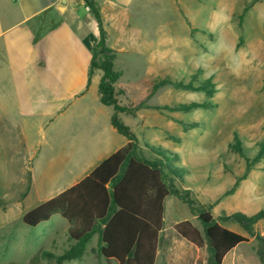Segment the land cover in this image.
<instances>
[{
  "label": "rangeland",
  "instance_id": "rangeland-1",
  "mask_svg": "<svg viewBox=\"0 0 264 264\" xmlns=\"http://www.w3.org/2000/svg\"><path fill=\"white\" fill-rule=\"evenodd\" d=\"M128 12L152 40L144 53L115 50L114 70L121 73L114 84L115 97L127 109L118 115L136 135L138 157L159 162L165 172L169 164L185 167V178L173 186L194 202L197 211L207 210L216 219L235 212L256 214L264 208V158L249 167L230 144L238 136L252 158L256 143L264 138V0H135ZM95 55L102 63L98 49ZM102 75L95 68L92 79L101 80ZM166 77L184 81L196 77L195 84L211 78L217 91L211 97L165 85L148 98L153 84ZM203 101L214 107L173 113L154 108ZM142 102L147 108L136 110ZM152 148L178 153L180 160L166 162ZM51 156H45L37 171L33 193L65 182V172L53 168ZM14 157L0 140V264H57L56 257L75 245L67 221L57 214L35 227L22 222L29 208L26 199L35 156L29 155L23 165L21 158L14 163ZM9 161L22 168H7ZM165 206L163 227L189 217L203 232L198 215L191 214L180 197L171 195ZM220 223L248 235L233 221ZM254 232L264 236V219ZM166 236L164 231L157 264H167ZM100 245L96 232L80 259L62 264H118L100 256ZM207 249L205 244L186 250L184 260L177 248L182 257L175 264H187L189 259V264H208ZM258 250V241L250 236L225 256L223 264H262Z\"/></svg>",
  "mask_w": 264,
  "mask_h": 264
},
{
  "label": "crops",
  "instance_id": "crops-1",
  "mask_svg": "<svg viewBox=\"0 0 264 264\" xmlns=\"http://www.w3.org/2000/svg\"><path fill=\"white\" fill-rule=\"evenodd\" d=\"M61 1L0 0V140L15 155L14 163L21 158L20 164H27L28 156H35L28 210L79 183L128 142L112 125L113 107L100 101V76L89 86L92 48L100 37L98 22L84 0H67L64 8ZM96 1L109 48L118 53L151 48L150 34L146 36L128 12L135 0ZM36 35L41 36L38 42ZM48 154L53 168L65 172V182L33 193L37 171ZM9 164V169L22 168ZM182 220L200 229L189 217L163 227L159 248L166 231L167 264L182 257L177 248L184 260L186 250L200 249L175 231ZM103 227L97 224V229Z\"/></svg>",
  "mask_w": 264,
  "mask_h": 264
},
{
  "label": "trees",
  "instance_id": "trees-1",
  "mask_svg": "<svg viewBox=\"0 0 264 264\" xmlns=\"http://www.w3.org/2000/svg\"><path fill=\"white\" fill-rule=\"evenodd\" d=\"M91 15L98 22L99 41L92 48L93 58L89 68V86L95 68L102 72L99 82V96L102 104L111 106L114 113L112 125L127 139V144L108 157L86 178L69 187L55 198H51L23 215V223L35 227L48 221L53 215L60 214L70 222L68 233L75 241L61 255L56 257L57 264L63 261L80 259L90 238L99 232L101 245L100 256L115 259L118 264H156L157 248L160 243V232L165 225V204L168 197H180L190 208L191 214H197L203 224V232L190 220L178 222L174 229L185 240L198 247L207 245L208 264H223L224 258L242 243L254 237L259 243L258 257L264 264V236L254 232L255 225L264 219V208L254 215L235 212L223 214L219 219L207 210L197 211L194 202L185 199L173 186L175 180H182L187 174L185 167L169 164L167 172L159 162L142 160L137 155V138L129 126L119 118V113L127 111L115 97L114 84L121 73L114 70L116 51L107 45V32L104 28L102 14L96 0H84ZM41 36L36 35L35 42ZM95 49L101 54L102 63L96 62ZM195 78L190 81L163 78L152 86V96L159 88L169 85L176 89H188L213 96L217 89L211 78L195 84ZM147 108L144 102L136 106V110ZM214 106L206 101L185 102L174 105L154 107L167 112H191L195 109H208ZM237 136L230 144L231 151L244 157L250 167L264 158V138L256 143L257 151L254 157L245 153ZM166 162L176 163L180 160L178 153L164 148H152ZM221 221H233L239 224L248 235H243L224 226ZM103 224V229H97V224ZM52 256V255H51ZM17 264V263H10Z\"/></svg>",
  "mask_w": 264,
  "mask_h": 264
},
{
  "label": "water",
  "instance_id": "water-1",
  "mask_svg": "<svg viewBox=\"0 0 264 264\" xmlns=\"http://www.w3.org/2000/svg\"><path fill=\"white\" fill-rule=\"evenodd\" d=\"M66 1H67V0H63V1H61L60 7H63V8H64V7L66 6Z\"/></svg>",
  "mask_w": 264,
  "mask_h": 264
},
{
  "label": "built area",
  "instance_id": "built-area-1",
  "mask_svg": "<svg viewBox=\"0 0 264 264\" xmlns=\"http://www.w3.org/2000/svg\"><path fill=\"white\" fill-rule=\"evenodd\" d=\"M86 9H87V11H88V12H90V9H89V7H86Z\"/></svg>",
  "mask_w": 264,
  "mask_h": 264
}]
</instances>
